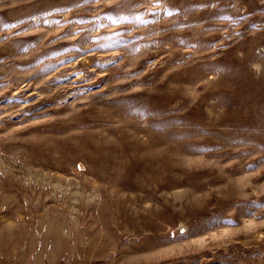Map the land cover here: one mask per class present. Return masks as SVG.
Instances as JSON below:
<instances>
[{"label": "rangeland", "instance_id": "obj_1", "mask_svg": "<svg viewBox=\"0 0 264 264\" xmlns=\"http://www.w3.org/2000/svg\"><path fill=\"white\" fill-rule=\"evenodd\" d=\"M0 264H264V0H0Z\"/></svg>", "mask_w": 264, "mask_h": 264}]
</instances>
